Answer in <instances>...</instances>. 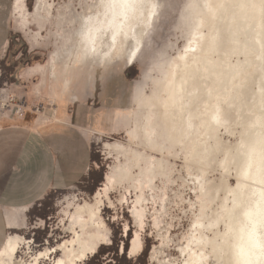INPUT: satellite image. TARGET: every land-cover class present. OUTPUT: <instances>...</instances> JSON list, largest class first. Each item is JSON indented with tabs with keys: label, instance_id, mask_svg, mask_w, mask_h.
Masks as SVG:
<instances>
[{
	"label": "bare ground",
	"instance_id": "obj_1",
	"mask_svg": "<svg viewBox=\"0 0 264 264\" xmlns=\"http://www.w3.org/2000/svg\"><path fill=\"white\" fill-rule=\"evenodd\" d=\"M79 1L81 11L71 0L57 14L51 0H37L34 11L27 0L14 1L21 25L38 26L37 41L44 40L48 25L56 28L50 30L55 49L40 68L52 80L61 79L65 91L71 76L84 69L91 74L95 68L137 63L162 6L161 0H134L125 14L106 7L108 0ZM182 25L183 47L175 54L163 50L137 81L133 105L117 112L127 141L105 142L106 154L116 161L94 199L75 203L66 197L62 221L69 222L72 236L26 261L17 253L29 241L12 234L0 264H40L56 252L61 254L54 264L86 260L109 239L101 213L105 201L114 205L111 191L125 190L122 204L134 190L131 211L141 223L143 192L157 188L158 180L194 185L198 214L182 249L188 257L184 264H210L212 258L228 264L225 240L246 242L249 223L264 207V0H188ZM88 26L94 45L82 34ZM178 161L187 177L176 168ZM141 249L137 232L130 252Z\"/></svg>",
	"mask_w": 264,
	"mask_h": 264
},
{
	"label": "rangeland",
	"instance_id": "obj_2",
	"mask_svg": "<svg viewBox=\"0 0 264 264\" xmlns=\"http://www.w3.org/2000/svg\"><path fill=\"white\" fill-rule=\"evenodd\" d=\"M14 1L0 0V25L8 28L9 39L5 56L0 59V88L2 89L6 88L8 83H19L18 77L24 68L48 63L51 51L55 49V36L50 33V30L55 32L56 28L48 25L47 29L43 30L44 40L40 39L41 44L34 43L33 45L27 33L32 35L39 31L38 26H27L26 32L23 31L18 15L14 11ZM36 1L27 0L26 5L29 11L35 10ZM69 1L71 0H51V3L55 4V13L57 14L59 6H65ZM187 1L161 0L160 12L145 39L144 50L137 63L132 66L112 65L102 69H93L94 78L88 91L92 90L96 94L94 101L98 99L95 103L91 102L94 104L92 111L95 112L94 114L99 113L100 116L104 113L105 123L109 129L107 128L105 136L96 137L98 136L96 134L93 136L90 149L91 163L88 162L90 168L86 169L85 174V177L89 175L90 179L78 182L75 187L53 190L48 194L49 197L46 196L48 197L46 201L44 199L35 206L43 209L48 217H40L39 214L42 211L34 210L29 213L28 226L23 230V236L29 243L20 245L17 253L18 259L29 261L37 251L54 247L72 236L66 229L69 222L62 221L64 210L68 206L66 197L75 203H84L86 200H93L96 191L102 187L106 174L110 172L111 166L116 161L114 157L106 154L104 143L116 140L127 141L124 129L113 130L114 118L117 112L133 105L137 81L141 79L143 72L150 68L159 54L165 49L175 54L177 47H183L186 39L183 35L182 11ZM79 2L75 0V5L81 11L78 7ZM171 44L175 45L174 50L169 49ZM80 72L83 74L80 73L82 75L78 80L84 79L87 73L86 69ZM40 77L39 71L38 74L32 76L30 84L37 86ZM102 95L105 96L104 100L101 98ZM10 101L14 100L9 99L7 102ZM101 101L107 104L102 106ZM18 110L21 112V104L17 106L15 104L17 113ZM67 163L70 162H63V164ZM176 168L181 169L182 174L187 177L182 161L177 162ZM178 175L179 173L175 174L176 177ZM216 176L218 177L219 174ZM230 182L236 184L235 178H231ZM157 185V188L145 189L143 192L144 201L139 206L144 211L141 223L135 220L131 211L132 202L135 199L134 190H131L132 194H128L129 202L122 204L119 199L125 190L122 187L112 190L110 197L114 205L111 206L108 201H105L101 213L109 229V239L100 246L96 254L78 264H184L188 257L182 249L186 247L195 215L198 214V207L194 205L197 202L194 185L192 183L183 185L181 181L173 185L162 180H158ZM177 193L181 194V197ZM137 232L142 240V249L132 254L130 252L132 240ZM60 254L61 252L52 253L48 258L41 259L40 264H54ZM209 262L216 264L214 258Z\"/></svg>",
	"mask_w": 264,
	"mask_h": 264
},
{
	"label": "crops",
	"instance_id": "obj_3",
	"mask_svg": "<svg viewBox=\"0 0 264 264\" xmlns=\"http://www.w3.org/2000/svg\"><path fill=\"white\" fill-rule=\"evenodd\" d=\"M2 26L0 59L9 45L8 28ZM20 26L26 32L27 27ZM27 34L33 45L41 44L34 34ZM40 66L45 65L24 68L19 83L0 88V253L12 234L24 237L30 211L50 192L83 181L90 168L93 136H105L108 128L104 113L92 111L91 102L98 99L94 101L96 94L88 91L94 72L86 71L85 80H78L82 72L72 75L65 91L62 80H52ZM39 71L34 87L30 80ZM9 99L14 101L8 103ZM15 104H21V112L15 111ZM114 121L113 130L123 129L116 116Z\"/></svg>",
	"mask_w": 264,
	"mask_h": 264
},
{
	"label": "clouds",
	"instance_id": "obj_4",
	"mask_svg": "<svg viewBox=\"0 0 264 264\" xmlns=\"http://www.w3.org/2000/svg\"><path fill=\"white\" fill-rule=\"evenodd\" d=\"M246 214L250 217V214ZM248 228L250 231L246 242L241 240L233 243L225 240L230 256L228 264H264V207L260 209L259 218L249 223ZM241 249L244 250L243 254Z\"/></svg>",
	"mask_w": 264,
	"mask_h": 264
},
{
	"label": "snow or ice",
	"instance_id": "obj_5",
	"mask_svg": "<svg viewBox=\"0 0 264 264\" xmlns=\"http://www.w3.org/2000/svg\"><path fill=\"white\" fill-rule=\"evenodd\" d=\"M105 6L109 8L119 7L121 9H124L125 14H126V10L134 7V0H119V3H117L116 0H108V3ZM96 31H99V29H97ZM82 34L86 41H88L92 45L95 44V37L93 36V29L90 26H88L87 30L84 31ZM113 40H115V36H113ZM91 50L95 51V48L93 47ZM243 252L244 250L241 249L242 254Z\"/></svg>",
	"mask_w": 264,
	"mask_h": 264
},
{
	"label": "trees",
	"instance_id": "obj_6",
	"mask_svg": "<svg viewBox=\"0 0 264 264\" xmlns=\"http://www.w3.org/2000/svg\"><path fill=\"white\" fill-rule=\"evenodd\" d=\"M90 175H92V174H90ZM89 179H90V176H89V175H88L87 177L83 178L84 181H87V180H89ZM49 196H50V195H49ZM49 196H48V197H49ZM48 197L45 198V201L47 200ZM43 205H44V204H43ZM34 210H36V211H42V212L39 214L40 217H43V218H47V217H48V214H47L46 212H44L43 209H41V208L38 209V208L34 207V208L30 211V213H32ZM99 248H100V247H99ZM126 249H127V247H126ZM98 250H99V249H98ZM97 252H98V251H97ZM125 252H126V251H125ZM95 254H96V253H95ZM125 254H126V253H125Z\"/></svg>",
	"mask_w": 264,
	"mask_h": 264
},
{
	"label": "built area",
	"instance_id": "obj_7",
	"mask_svg": "<svg viewBox=\"0 0 264 264\" xmlns=\"http://www.w3.org/2000/svg\"><path fill=\"white\" fill-rule=\"evenodd\" d=\"M20 112V110H18V113Z\"/></svg>",
	"mask_w": 264,
	"mask_h": 264
}]
</instances>
